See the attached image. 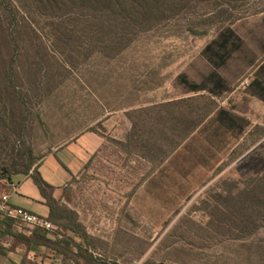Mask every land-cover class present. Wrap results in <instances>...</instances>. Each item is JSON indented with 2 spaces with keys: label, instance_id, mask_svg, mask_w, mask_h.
Returning a JSON list of instances; mask_svg holds the SVG:
<instances>
[{
  "label": "rangeland",
  "instance_id": "1",
  "mask_svg": "<svg viewBox=\"0 0 264 264\" xmlns=\"http://www.w3.org/2000/svg\"><path fill=\"white\" fill-rule=\"evenodd\" d=\"M229 28L263 57L264 0H0V195L18 152L104 139L56 198L66 264H264V127L212 144L225 95L180 80Z\"/></svg>",
  "mask_w": 264,
  "mask_h": 264
},
{
  "label": "crops",
  "instance_id": "2",
  "mask_svg": "<svg viewBox=\"0 0 264 264\" xmlns=\"http://www.w3.org/2000/svg\"><path fill=\"white\" fill-rule=\"evenodd\" d=\"M242 50L243 37L237 30L229 28L221 31L203 51L209 74L200 83L191 82L198 86L199 91L212 89L214 98L225 95V103L212 111V144L219 146L231 139L241 142L253 129L264 127V55L258 59L257 50L244 54ZM185 77L188 80L187 75ZM245 77L249 78V84L233 89V81ZM221 109L238 116L243 129L238 131L237 126L230 128L222 123L218 118ZM76 140L78 142L68 144L76 145V150L63 156L62 152L68 149L67 145L63 149L54 150L37 165L42 178L53 186L52 195L55 199L91 155L104 145V139L93 132H87ZM51 157H55L56 162L52 166H45ZM32 172L17 180L18 190L11 196L10 202L16 207L49 218L50 209L31 178ZM64 244L60 236L52 232L19 228L9 218L0 220V264H66L63 258L68 256L67 252L71 254L72 251Z\"/></svg>",
  "mask_w": 264,
  "mask_h": 264
},
{
  "label": "trees",
  "instance_id": "3",
  "mask_svg": "<svg viewBox=\"0 0 264 264\" xmlns=\"http://www.w3.org/2000/svg\"><path fill=\"white\" fill-rule=\"evenodd\" d=\"M180 80L182 81V83L184 85H187L190 90L199 91L198 86L190 83L185 76H181ZM209 92L212 93V89ZM218 118L220 119V121L222 123L226 124L230 128H235L237 126L238 131H241L243 129V125L240 124L241 119L238 116H236L235 114L230 113L224 109H221L218 111ZM26 155H28V157H27L28 161L25 164V166H26L25 172L16 171V170H15V172H12L14 169L13 167H15V164L21 163ZM35 160H36V158L33 156L30 149H28L26 152H18L15 156V164L10 169L11 171L9 170L10 176H9V174H6V176H4V177L9 176L8 179L11 181V179H12L11 175H13V174L14 175H17V174L28 175L30 171H33L31 174V178L33 179L34 183L37 185L38 189L40 190L42 196L45 199L46 205L50 209L49 219H52L55 222H58V221H61V220L68 218V215H69L68 212L59 207L57 200L52 195L53 186L48 184L42 178V176L40 175V173L37 170V166H34Z\"/></svg>",
  "mask_w": 264,
  "mask_h": 264
},
{
  "label": "built area",
  "instance_id": "4",
  "mask_svg": "<svg viewBox=\"0 0 264 264\" xmlns=\"http://www.w3.org/2000/svg\"><path fill=\"white\" fill-rule=\"evenodd\" d=\"M249 78L242 80L241 85H248ZM18 185L15 182H9L8 191L0 195V220L9 218L20 227L29 230H40L44 232H53L57 226L48 218L39 214L32 213L23 208L16 207L10 202L12 195L16 194Z\"/></svg>",
  "mask_w": 264,
  "mask_h": 264
}]
</instances>
